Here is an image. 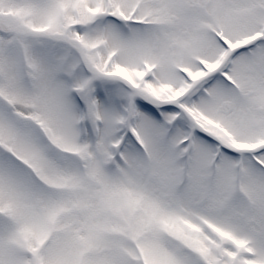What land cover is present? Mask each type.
Listing matches in <instances>:
<instances>
[{
  "label": "snow or ice",
  "instance_id": "snow-or-ice-1",
  "mask_svg": "<svg viewBox=\"0 0 264 264\" xmlns=\"http://www.w3.org/2000/svg\"><path fill=\"white\" fill-rule=\"evenodd\" d=\"M0 264H264V0H0Z\"/></svg>",
  "mask_w": 264,
  "mask_h": 264
}]
</instances>
